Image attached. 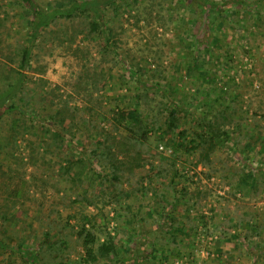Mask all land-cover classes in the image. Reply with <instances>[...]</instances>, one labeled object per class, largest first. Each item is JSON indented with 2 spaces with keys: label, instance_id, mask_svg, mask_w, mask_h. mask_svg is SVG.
<instances>
[{
  "label": "rangeland",
  "instance_id": "rangeland-1",
  "mask_svg": "<svg viewBox=\"0 0 264 264\" xmlns=\"http://www.w3.org/2000/svg\"><path fill=\"white\" fill-rule=\"evenodd\" d=\"M213 2L221 9L204 16L211 44L184 0L117 1L119 16L110 8L104 16L116 38L108 51L97 32L91 39L79 37L73 48L79 45L82 52H75L64 39L67 20L44 33L32 52L21 95L24 111L0 118V205L16 202L8 220L0 218V264H21L23 251L64 235L66 264H85L79 258L83 247L70 232L83 214L95 216L100 238L116 235L121 252L137 242L148 264H264V242L245 239L252 224L264 229V0L255 9L232 0ZM29 22L16 0H0V88L14 80L8 56L29 41ZM85 65L107 75L103 89H91L90 102L75 87ZM65 102L77 108L70 131L75 146L94 139L99 129L112 132L115 111L128 107L130 116L144 115L145 169L109 182L80 149L59 148L62 136L50 140L45 118ZM178 108L183 110L177 114ZM220 108L240 124L237 139L229 141L234 147L216 150L210 165H196L198 153L185 150L196 115L214 116ZM73 156V169L65 173L61 164ZM139 177L145 178L142 184ZM83 195L93 203L78 198ZM166 212L169 230L159 221ZM48 230L52 236L45 235Z\"/></svg>",
  "mask_w": 264,
  "mask_h": 264
},
{
  "label": "trees",
  "instance_id": "trees-1",
  "mask_svg": "<svg viewBox=\"0 0 264 264\" xmlns=\"http://www.w3.org/2000/svg\"><path fill=\"white\" fill-rule=\"evenodd\" d=\"M117 1L119 3L120 0H66L61 3L51 4L43 3L39 0H16L30 14L29 41L20 45L13 54H9L8 56V72L11 74L10 77L13 76L14 80L8 83L6 87L0 88V118L10 111H24V100L21 95L28 80V70L32 68L31 60L33 49L40 38L44 36V33L56 21L67 20L70 22V25L64 31V39L69 42L68 44H70L75 52H82L79 45L73 48V45H75L79 37L82 40L91 39L97 32L105 37L101 42L104 51H108L112 47V42L113 46H115L116 38L110 35L112 32L109 30V26H106L104 23V16L107 15V9L109 8L116 16H119L118 7L116 6ZM184 1L196 16V23H200L199 26L205 30V43L211 44L212 42H209L208 39H213L214 37L212 38V35L207 33L205 25L207 20L204 16L209 10H220L221 7L214 3L213 0ZM232 1L238 4L245 3L248 7L255 9L263 0ZM208 5L212 8H208ZM75 21L78 22L75 23ZM138 69L143 71V68ZM40 81L45 82L43 78ZM106 81L107 75L105 72L85 65L82 68V74L76 81L75 87L78 89V94L86 93V96L88 95L86 101L90 102L91 99H94L93 90L103 89L107 83ZM151 86H154L155 90H159L155 84H151ZM76 109L70 106L68 102H65L59 109L51 112L45 118L52 126L50 140L54 136H62V141L58 145L59 148H65L68 153L71 145L75 149H80L83 158L87 157L91 163L90 166L96 171L98 167L105 180L109 182L120 181L124 176L129 179L137 173V170L145 169L144 156L147 154V150L143 146L148 141L146 128L148 122L144 115L134 118L130 116V108L128 107L115 111L112 114L114 123L112 132H106L103 129L97 128L99 130L94 139L89 138L82 143V146H75L70 131L76 125ZM180 110L183 109L178 108L175 112L178 114ZM170 112L174 111L171 110ZM213 114L214 116L196 115V119L194 120L196 126L190 134V140L188 141L190 147L189 145L186 146L185 150L190 153H198L196 165L200 163L210 165L212 163V155L216 150L233 148L234 145H229V141L237 139L235 133L240 132V124H233L235 120L230 111L220 108ZM172 116V113L167 116L171 125L175 124L171 120ZM103 117L104 119L108 118L105 114ZM12 127L14 130L16 129L15 125H12ZM179 135L183 136V139L186 138L185 134L181 131ZM57 139L55 138V142ZM177 145H179V148H183V143L177 142ZM73 159L75 157L65 164H61L65 173L72 171ZM80 160H82L81 157ZM149 171L148 169L145 172ZM248 171L252 172L251 169H248ZM143 174L142 177L145 176ZM252 175L255 186H260L258 176L254 173ZM142 177H139V183L141 184L145 179ZM10 194L13 195V193ZM78 198L81 200L87 199L88 205L93 203L91 196L83 195ZM7 200L9 201V198ZM15 203L13 202L12 205L9 203H6L4 206L0 205V218L7 221L8 217L12 214V208ZM169 215V212H166L164 217L159 220L167 230L173 228L172 222L169 220L171 219ZM144 227L142 226L141 234L146 236L148 231L144 230ZM70 229L71 236L83 247V254L79 258L85 264H148L144 260L148 253H145V256L142 257L137 242L127 252H121L116 235L107 232L103 234L105 235L104 239L100 238V231L102 229L98 228L95 216L92 217L83 214L82 222L78 226L72 225ZM45 235L47 237L52 236L50 230L46 231ZM58 235H60V232ZM67 236H61L57 242H52L47 247L34 246L28 248L26 252L23 251V262L21 264H66L67 260L65 258L69 253ZM253 236L259 237L264 242V229H262L261 225L252 224L245 231L246 240ZM140 238H143V236ZM4 246L3 241L0 240V247ZM251 253L256 256L254 250H251Z\"/></svg>",
  "mask_w": 264,
  "mask_h": 264
},
{
  "label": "crops",
  "instance_id": "crops-1",
  "mask_svg": "<svg viewBox=\"0 0 264 264\" xmlns=\"http://www.w3.org/2000/svg\"><path fill=\"white\" fill-rule=\"evenodd\" d=\"M258 256H260V255H258ZM263 256V255H262ZM259 258V257H258ZM258 258H256V259H258Z\"/></svg>",
  "mask_w": 264,
  "mask_h": 264
}]
</instances>
